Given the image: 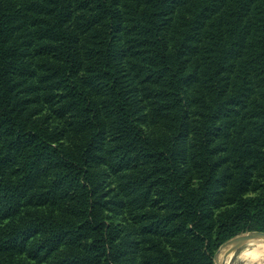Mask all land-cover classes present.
I'll list each match as a JSON object with an SVG mask.
<instances>
[{
    "label": "trees",
    "instance_id": "trees-1",
    "mask_svg": "<svg viewBox=\"0 0 264 264\" xmlns=\"http://www.w3.org/2000/svg\"><path fill=\"white\" fill-rule=\"evenodd\" d=\"M258 228L264 0H0V264H214Z\"/></svg>",
    "mask_w": 264,
    "mask_h": 264
},
{
    "label": "clouds",
    "instance_id": "clouds-1",
    "mask_svg": "<svg viewBox=\"0 0 264 264\" xmlns=\"http://www.w3.org/2000/svg\"><path fill=\"white\" fill-rule=\"evenodd\" d=\"M244 226H241L243 232ZM264 229H256L250 233L243 246L237 251L229 247L227 241L231 237L221 240L220 247L216 250L220 264H264ZM237 236L240 233H236Z\"/></svg>",
    "mask_w": 264,
    "mask_h": 264
},
{
    "label": "water",
    "instance_id": "water-1",
    "mask_svg": "<svg viewBox=\"0 0 264 264\" xmlns=\"http://www.w3.org/2000/svg\"><path fill=\"white\" fill-rule=\"evenodd\" d=\"M250 233H254V231H250V232H245V233H241L239 236H234L232 237L230 240L227 241L228 245L230 248H232L233 246H235V250H239L243 244L245 243L246 239L249 237ZM264 234V233H261ZM217 251L214 254V258H213V263L217 264Z\"/></svg>",
    "mask_w": 264,
    "mask_h": 264
},
{
    "label": "snow or ice",
    "instance_id": "snow-or-ice-1",
    "mask_svg": "<svg viewBox=\"0 0 264 264\" xmlns=\"http://www.w3.org/2000/svg\"><path fill=\"white\" fill-rule=\"evenodd\" d=\"M235 248H236L235 246L232 247L233 250H235Z\"/></svg>",
    "mask_w": 264,
    "mask_h": 264
},
{
    "label": "bare ground",
    "instance_id": "bare-ground-1",
    "mask_svg": "<svg viewBox=\"0 0 264 264\" xmlns=\"http://www.w3.org/2000/svg\"><path fill=\"white\" fill-rule=\"evenodd\" d=\"M217 264H220V262L218 261V259H217Z\"/></svg>",
    "mask_w": 264,
    "mask_h": 264
}]
</instances>
